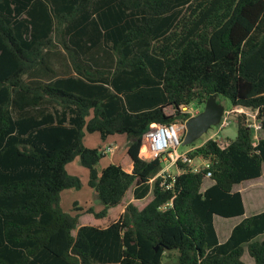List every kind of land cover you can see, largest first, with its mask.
Here are the masks:
<instances>
[{
    "label": "trees",
    "instance_id": "1",
    "mask_svg": "<svg viewBox=\"0 0 264 264\" xmlns=\"http://www.w3.org/2000/svg\"><path fill=\"white\" fill-rule=\"evenodd\" d=\"M215 94L257 111L264 131V0H0V264H163L172 251L178 264H246V249L264 264V212L225 243L214 224L244 217L234 188L264 175V138L254 143L245 114L235 140L190 152L211 168L183 172L170 190L162 163L140 155L152 124L186 120L182 106ZM86 133L126 136L132 172L99 169L105 156ZM78 157L102 209L72 215L60 202L82 187L67 171ZM132 188L152 200L129 203L107 228L80 226L83 214L107 218Z\"/></svg>",
    "mask_w": 264,
    "mask_h": 264
},
{
    "label": "rangeland",
    "instance_id": "2",
    "mask_svg": "<svg viewBox=\"0 0 264 264\" xmlns=\"http://www.w3.org/2000/svg\"><path fill=\"white\" fill-rule=\"evenodd\" d=\"M218 102L221 103L225 107V111H231L233 109L231 102L223 97H220L218 99ZM194 108L197 110H200L202 112L204 110L205 105H199L198 103H195L192 105ZM239 113L246 112L248 114L247 116V121L250 125H253L254 123L259 124L260 121L257 120V114L255 111L246 109L243 112L241 109L238 108ZM166 113L168 115L174 114V110L170 107ZM239 113H232L228 117V122L229 126L225 129L220 130L219 126L213 127L210 129V131L205 134L202 138H200L198 141H196L193 145L190 146H181L179 148L180 153L184 152H192L195 151L196 149L200 148L203 146L206 142L209 140H213L214 138H218L217 140L223 139V144L226 145L225 142L228 141H233L235 140L237 136V123H236V118ZM253 129V128H252ZM254 130L253 134V141L254 143H257V141L260 138H264V131L261 129L259 130ZM185 133L183 134V139H184ZM87 140L84 141V144H87V146H94L98 147L102 143V139L98 134H88L86 133ZM91 139V142L89 141ZM118 141V139H116ZM120 144V148L113 156V160L110 159V156L104 157L100 163H99V169H104L108 167L109 165H121V157L126 156L125 152V144L124 142L118 141ZM126 162V161H125ZM126 165V163L124 164ZM166 164H162V168H165ZM172 172V174H177V168H169ZM67 171L69 174L77 176L80 178L82 182V187L79 190L75 189H67L62 191L61 193V202H60V207L61 209L66 212L70 213L72 215L76 214H81V212L75 210V205H77L80 208L87 209L89 207H93L96 210H101L102 205L97 198L95 191L91 189L88 186V170L84 168L80 164V158H76L75 161L70 163L67 166ZM213 183V181L210 179H205L204 188L210 186ZM234 190H240L243 193V198H244V203L246 207V215L245 217H250L256 213H260L264 211V177L261 178L260 180H251L246 183H243L242 185L236 186ZM152 198V196H149V199ZM148 198L143 201H137L133 198V188L129 191V193L125 196L122 205L120 206L122 209L127 207V204L133 203L135 204L139 209H142L145 204H147ZM125 212V211H124ZM119 215L115 214V210L108 215L107 218L103 220H98L95 221L96 219L92 215L88 214H83L80 217V226L84 222L86 224L93 225L98 228H107L109 225H111L113 222L119 220ZM244 217H238V218H231V219H226L222 218L219 216L215 217L214 224L216 231L218 233L219 240L221 242L226 241V239L229 237L233 227L240 223ZM104 226V227H103ZM76 234V232H74ZM262 237V238H261ZM264 240V235L260 236L258 238V241ZM247 249H246V255L243 257L245 261L250 260L253 262V260L250 258L249 255H247ZM163 264H178V252L177 251H172L171 253H168L166 255V259H164Z\"/></svg>",
    "mask_w": 264,
    "mask_h": 264
},
{
    "label": "built area",
    "instance_id": "3",
    "mask_svg": "<svg viewBox=\"0 0 264 264\" xmlns=\"http://www.w3.org/2000/svg\"><path fill=\"white\" fill-rule=\"evenodd\" d=\"M238 108L243 112L247 108L235 107L231 111H226L221 123L218 125L219 129H225L229 126L228 117L232 113H239ZM181 114H187L189 117L186 120H177L170 124H152L149 130L143 136L141 158L146 161L159 160L162 164H166L165 168H162L159 173V177L162 179L161 187L165 190H170L176 181V177L183 172L189 171L193 173H200L202 170H209L212 165V161L201 157L193 158L190 156V152L180 153L179 148L183 146V134L186 132V122L189 118L198 115L200 110H197L192 105L182 106L180 108ZM258 114L257 111H255ZM245 114L246 112L239 113ZM258 120V119H257ZM250 125V124H249ZM255 130H261V123L250 125ZM214 138L213 140H217ZM120 147L117 144H106L100 150L104 156H113ZM179 164L187 167V170L180 168ZM176 167L178 169L177 174H172L169 168ZM212 173L208 171L205 175V179H211ZM154 179L151 180L153 183ZM171 206V203L163 207L166 209Z\"/></svg>",
    "mask_w": 264,
    "mask_h": 264
},
{
    "label": "water",
    "instance_id": "4",
    "mask_svg": "<svg viewBox=\"0 0 264 264\" xmlns=\"http://www.w3.org/2000/svg\"><path fill=\"white\" fill-rule=\"evenodd\" d=\"M225 112V107L218 102V95L210 96L205 104L204 110L195 117L189 118L186 122L183 146L193 145L207 134L210 129L218 126ZM156 250H158V247Z\"/></svg>",
    "mask_w": 264,
    "mask_h": 264
},
{
    "label": "crops",
    "instance_id": "5",
    "mask_svg": "<svg viewBox=\"0 0 264 264\" xmlns=\"http://www.w3.org/2000/svg\"><path fill=\"white\" fill-rule=\"evenodd\" d=\"M106 62H107V64H108V59H106L105 60ZM113 61V60H112ZM112 61L110 62V64H112ZM105 65V64H104ZM58 66V65H57ZM110 66H112V65H110ZM59 67V66H58ZM101 67V66H100ZM99 67V68H100ZM94 69H96V67L94 68ZM73 71V70H72ZM169 108H167L166 110H165V112L168 110ZM167 114V113H166ZM89 134V133H88ZM100 136V135H99ZM116 139H118V141H121V142H124V144H125V146H126V144H127V138H126V136H124V135H114V136H111V137H109L107 140H105V141H103L102 140V143L98 146V147H94V146H87V144H85V146L86 147H88V148H102L104 145H106V144H117L119 147H120V143L116 140ZM87 140V137L85 136V139H84V141H86ZM90 142H91V139L89 140ZM121 149V148H120ZM125 152H126V156L125 157H121V167L126 171V172H128V173H131L132 172V170H133V163H132V160L130 159V157L127 155V150H126V147H125ZM106 157V156H105ZM108 157V156H107ZM113 158H114V156H111L110 157V159L111 160H113ZM126 161V162H125ZM126 163V165H124ZM117 165V164H116ZM173 168V167H172ZM176 168V167H175ZM102 170V169H101ZM177 171H178V169H177ZM264 177V175L261 177V178H263ZM261 178H259V179H256V180H260ZM248 182V181H247ZM244 183H246V182H244ZM243 184V183H242ZM242 184H240V185H242ZM211 185H213V183L211 184ZM210 185V186H211ZM204 186V185H203ZM210 186H208V187H210ZM237 186H239V185H237ZM208 187H206V188H204V190H206ZM236 187V186H235ZM203 190V191H204ZM234 191H237V192H240L241 194H242V196H243V193H242V191H240V190H234ZM149 196H152V194H150ZM153 197V196H152ZM148 199H149V197H148ZM152 200V198H150L149 200H148V202L147 203H149L150 201ZM243 200H244V198H243ZM245 204V203H244ZM128 205V204H127ZM146 205V204H145ZM145 207V206H144ZM245 209H246V207H245ZM115 210V214H117V215H119V217H121L122 216V214L124 213V211H125V208L124 209H122L120 206L119 207H117V208H114V209H111L110 210V212H109V214L110 213H112L113 211ZM264 212V211H263ZM261 213V212H260ZM256 214H258V213H256ZM246 215V214H245ZM255 215V214H254ZM253 216V215H252ZM244 218H246L245 216H244ZM243 218V219H244ZM242 219V220H243ZM215 220V219H214ZM95 221H98V220H95ZM85 223L86 222H84L83 224H82V226H93V225H90V224H86L85 225ZM239 224V223H238ZM237 224V225H238ZM236 226V225H235ZM234 226V227H235ZM104 227V226H103ZM234 227H233V229H234ZM105 228V227H104ZM232 229V230H233ZM231 233H232V231H231ZM231 233H230V235H231ZM217 235H218V233H217ZM230 235H229V237H230ZM263 236V235H262ZM229 237L226 239V241L229 239ZM219 238V237H218ZM262 238V237H261ZM226 241H224V242H221L220 240H219V242L220 243H225ZM246 255V251H245V253H244V255H243V257ZM247 255H249L248 253H247ZM243 257H242V260L246 263V264H253L254 263V261L253 262H251L250 260H248V261H245L244 259H243ZM251 258V257H250ZM252 259V258H251ZM253 260V259H252Z\"/></svg>",
    "mask_w": 264,
    "mask_h": 264
}]
</instances>
